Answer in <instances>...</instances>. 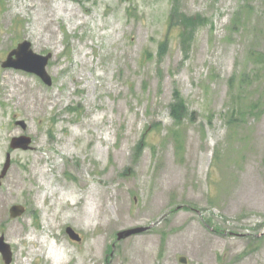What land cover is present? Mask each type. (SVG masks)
I'll use <instances>...</instances> for the list:
<instances>
[{
  "label": "rangeland",
  "instance_id": "rangeland-1",
  "mask_svg": "<svg viewBox=\"0 0 264 264\" xmlns=\"http://www.w3.org/2000/svg\"><path fill=\"white\" fill-rule=\"evenodd\" d=\"M22 40L49 85L1 65ZM7 152L8 264H264V0H0V172Z\"/></svg>",
  "mask_w": 264,
  "mask_h": 264
},
{
  "label": "water",
  "instance_id": "water-1",
  "mask_svg": "<svg viewBox=\"0 0 264 264\" xmlns=\"http://www.w3.org/2000/svg\"><path fill=\"white\" fill-rule=\"evenodd\" d=\"M51 53H47L46 55L39 54L34 52L30 47V42L27 40H22L16 44L14 48H12L5 60L1 62L3 67H13L16 69H21L23 71L33 73L37 75L43 82L46 84H50L51 80L46 71V64L48 62ZM16 124L21 125L22 128L25 127V123L23 120H16ZM31 138L26 135L13 136L9 141V148H21L28 149L30 147ZM10 164V153L7 152L5 155V163L3 164L2 170L0 172V179L5 175ZM25 211V208L21 204H13L9 208V216L14 218L20 216ZM143 228H130L119 231L117 233V239H123L131 234L142 231ZM66 233L68 236L76 241H80V236L74 229L71 227L66 228ZM0 253L2 255V259L6 264L11 261L12 251L10 245L4 241L3 235H0ZM180 261L184 262L185 258L180 257Z\"/></svg>",
  "mask_w": 264,
  "mask_h": 264
},
{
  "label": "trees",
  "instance_id": "trees-1",
  "mask_svg": "<svg viewBox=\"0 0 264 264\" xmlns=\"http://www.w3.org/2000/svg\"><path fill=\"white\" fill-rule=\"evenodd\" d=\"M173 14L172 12L168 16V25L169 27L173 25L172 21ZM179 27V35L182 38V41H188L191 37V32L195 29V24L197 23L196 16H186L184 14L179 16L178 22H175ZM258 53V52H257ZM250 57L254 62L261 61V54L250 53ZM170 116L172 118V126L168 130V134L174 139L175 146L179 148L182 145L183 135L181 126L184 120L187 118L186 111H188L186 101L181 96L179 91H174L173 101L169 104ZM233 118V114L230 115Z\"/></svg>",
  "mask_w": 264,
  "mask_h": 264
},
{
  "label": "bare ground",
  "instance_id": "bare-ground-1",
  "mask_svg": "<svg viewBox=\"0 0 264 264\" xmlns=\"http://www.w3.org/2000/svg\"><path fill=\"white\" fill-rule=\"evenodd\" d=\"M5 76V75H4ZM5 78H6V76H5ZM10 79V78H9ZM17 80V79H16ZM7 81H9V80H7ZM12 82V81H11ZM87 214L88 215H91L92 213H91V210H88L87 211ZM34 242V241H33ZM59 246V245H58ZM53 253V254H52ZM54 253H56V254H54ZM51 254V255H50ZM55 255H59V258L58 257H55L54 258V256ZM63 255H64V250L61 248V246H59V247H55V246H53V247H49V251H48V257L50 258V260H52V259H54V260H59V259H61V258H63ZM53 261V260H52ZM51 262V261H50Z\"/></svg>",
  "mask_w": 264,
  "mask_h": 264
}]
</instances>
